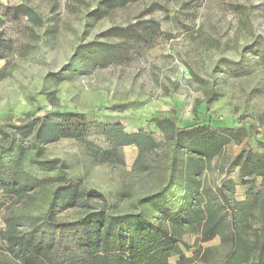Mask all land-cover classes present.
<instances>
[{
  "label": "rangeland",
  "instance_id": "obj_1",
  "mask_svg": "<svg viewBox=\"0 0 264 264\" xmlns=\"http://www.w3.org/2000/svg\"><path fill=\"white\" fill-rule=\"evenodd\" d=\"M54 111L81 113L95 125L82 139L40 140L37 158L61 163L73 185L54 204L57 220L77 219L103 201L115 214L135 212L137 199L164 185L215 191L231 181L228 193L243 200L249 185H263L257 175L243 183L235 161L243 148L264 151L251 122L202 160L197 183L187 178V146L178 144L169 168L170 133L208 120L222 125L206 132L224 134L246 116L264 136V0H0V141L11 143V159L22 145L24 170L51 179L20 197L0 190V230L8 218L25 229L62 185L57 172L31 165L34 127L21 128L37 117L59 122ZM120 130L149 142L142 154L135 144L118 146L121 162L104 159ZM85 190L104 200L79 198ZM183 239L195 243L192 235ZM14 263L0 241V264Z\"/></svg>",
  "mask_w": 264,
  "mask_h": 264
},
{
  "label": "trees",
  "instance_id": "obj_2",
  "mask_svg": "<svg viewBox=\"0 0 264 264\" xmlns=\"http://www.w3.org/2000/svg\"><path fill=\"white\" fill-rule=\"evenodd\" d=\"M51 115L61 120L46 125L44 117H37L21 128L34 127L31 165L44 172H57L62 185L52 190L44 214L25 229H18L14 219H6L4 229L0 230V241L14 264H168L172 256L178 258L177 264H264V151L253 153L243 148L235 159L243 183L252 182L250 179L244 181L246 175L263 179L259 189L249 185L241 201L228 193L235 187L231 181L215 191L200 188L197 183L203 169L202 160L209 161L221 148L226 135L240 130L246 121L251 122L254 139L264 149V136L255 119L245 116L236 127H225L224 134L206 132L211 131L212 123L219 124L208 120L202 125L173 128L170 136L174 148L169 168L174 166L178 144L187 146L192 154L187 178L196 185H177L174 189L164 185L137 199L135 208L141 206L142 209L127 214L111 212L103 201L98 208L88 207L82 216L68 221L55 219L53 207L73 185L61 163L37 158L40 140L82 139L95 125L88 123L81 113L54 111ZM119 132L122 133L113 141L114 148L102 154L104 159L115 157L121 162L118 146L135 144L140 149L142 144L149 142L144 133ZM10 144L3 145L0 141V190L5 197H20L51 182L50 178H39L24 170L22 145L18 147L19 157L11 159L8 155ZM171 181L169 176L167 184ZM78 197L104 200L94 190L79 192ZM186 234L194 236L193 245L183 239ZM216 238L219 239L217 246L203 247ZM192 250L195 252L187 257L185 254Z\"/></svg>",
  "mask_w": 264,
  "mask_h": 264
},
{
  "label": "crops",
  "instance_id": "obj_3",
  "mask_svg": "<svg viewBox=\"0 0 264 264\" xmlns=\"http://www.w3.org/2000/svg\"><path fill=\"white\" fill-rule=\"evenodd\" d=\"M219 242V241H218ZM207 244V243H206ZM205 245V244H204ZM187 257H190L192 255L191 252H188L185 254ZM177 257L176 256H172L169 261H168V264H177Z\"/></svg>",
  "mask_w": 264,
  "mask_h": 264
}]
</instances>
